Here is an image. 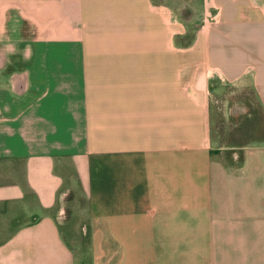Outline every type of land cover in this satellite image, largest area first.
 Here are the masks:
<instances>
[{
    "label": "crops",
    "instance_id": "1",
    "mask_svg": "<svg viewBox=\"0 0 264 264\" xmlns=\"http://www.w3.org/2000/svg\"><path fill=\"white\" fill-rule=\"evenodd\" d=\"M173 4L0 0V264H264V0Z\"/></svg>",
    "mask_w": 264,
    "mask_h": 264
},
{
    "label": "rangeland",
    "instance_id": "2",
    "mask_svg": "<svg viewBox=\"0 0 264 264\" xmlns=\"http://www.w3.org/2000/svg\"><path fill=\"white\" fill-rule=\"evenodd\" d=\"M165 1L171 4H173V2L176 3V5L173 4V6L175 7L177 14L180 16L183 24L190 26L189 28L191 30L196 28L197 26L200 27L201 24H204L201 23V18L203 16L202 15L203 8L200 6L199 0H191L190 3L188 2V0H165ZM217 121H219V119ZM217 130L218 131L216 132L215 136L219 137L220 128L218 127ZM74 222H76V220H74ZM84 231H86L85 226L84 229L82 228V226L79 227V233L81 234V238L84 237L83 236ZM74 248H76L77 250V246H75ZM89 255H92V251L91 253L89 252Z\"/></svg>",
    "mask_w": 264,
    "mask_h": 264
}]
</instances>
